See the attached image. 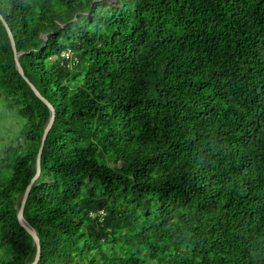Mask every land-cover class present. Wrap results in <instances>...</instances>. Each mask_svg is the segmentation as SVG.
Here are the masks:
<instances>
[{
    "label": "trees",
    "instance_id": "trees-1",
    "mask_svg": "<svg viewBox=\"0 0 264 264\" xmlns=\"http://www.w3.org/2000/svg\"><path fill=\"white\" fill-rule=\"evenodd\" d=\"M110 1L0 0V264L42 147L38 264H264V0Z\"/></svg>",
    "mask_w": 264,
    "mask_h": 264
},
{
    "label": "water",
    "instance_id": "water-1",
    "mask_svg": "<svg viewBox=\"0 0 264 264\" xmlns=\"http://www.w3.org/2000/svg\"><path fill=\"white\" fill-rule=\"evenodd\" d=\"M0 19L1 21L3 22L4 26L6 27L7 31H8V34H9V37L11 39V42H12V46H13V49H14V52H15V55H16V65H17V69L18 71L20 72L21 75L24 76L23 74V70H22V67H21V64L19 62V56L17 54V50H16V45H15V40H14V37H13V34H12V31L11 29L9 28V25L8 23L5 21V19L1 16L0 14ZM31 87L32 89L34 90V92L36 93V95L42 100L44 101L48 106L49 108L51 109L52 111V116H51V119L49 121V123L47 124L46 126V129H45V134H44V140H43V145H44V142H45V139L47 138L48 134L50 133L51 129L53 128V124H54V121H55V110L53 108V106L47 101L45 100L41 94L39 93V91L31 84ZM42 145V146H43ZM42 151H43V147L41 148L40 150V154H39V157H38V162H37V174L36 176L33 178L31 184L29 185L25 195L23 196V199H22V204H21V207L18 211V219H19V222L21 224V226L33 237L34 239V242H35V245L37 247V255H36V259L33 263L31 264H38L40 258H41V242H40V238L36 232V230L34 228H32L30 226V224L26 221L25 217H24V209H25V205L27 203V200H28V197H29V193L32 189V186L36 183V181L39 179L40 175H41V154H42Z\"/></svg>",
    "mask_w": 264,
    "mask_h": 264
},
{
    "label": "rangeland",
    "instance_id": "rangeland-1",
    "mask_svg": "<svg viewBox=\"0 0 264 264\" xmlns=\"http://www.w3.org/2000/svg\"><path fill=\"white\" fill-rule=\"evenodd\" d=\"M112 2L110 0H107ZM20 121L17 114L4 105V100L0 99V156L3 155V151L16 139L19 133ZM11 161L2 168L0 175L3 178L9 177L11 170Z\"/></svg>",
    "mask_w": 264,
    "mask_h": 264
},
{
    "label": "built area",
    "instance_id": "built-area-1",
    "mask_svg": "<svg viewBox=\"0 0 264 264\" xmlns=\"http://www.w3.org/2000/svg\"><path fill=\"white\" fill-rule=\"evenodd\" d=\"M99 215H104V213L103 212H100V214Z\"/></svg>",
    "mask_w": 264,
    "mask_h": 264
}]
</instances>
